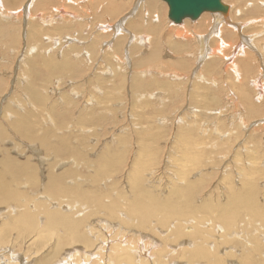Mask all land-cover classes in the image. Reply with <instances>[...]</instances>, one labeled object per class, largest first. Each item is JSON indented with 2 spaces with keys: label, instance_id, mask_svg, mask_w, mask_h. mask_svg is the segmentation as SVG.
Wrapping results in <instances>:
<instances>
[{
  "label": "rangeland",
  "instance_id": "obj_1",
  "mask_svg": "<svg viewBox=\"0 0 264 264\" xmlns=\"http://www.w3.org/2000/svg\"><path fill=\"white\" fill-rule=\"evenodd\" d=\"M0 1V158L9 156L12 169L24 173L19 200L41 194L67 204L63 211L89 239L65 246L57 264L68 262L75 247L82 256L91 252L86 264H104L115 234L125 248L109 252L121 256L118 264H128L125 252L146 264L193 263L200 247L224 252L222 264H264V28L248 13L253 0H223L229 14L206 12L203 26H196L201 14L172 23L164 0ZM222 25L240 32L233 31L237 39L226 54H211L217 36L228 32ZM175 44L184 45L180 53ZM23 117L29 133L19 128ZM52 189L66 197L59 202ZM248 194L257 208L244 206ZM143 201L174 202L183 214L163 223L165 213L158 212L142 223L130 210ZM5 206L1 214L8 216ZM220 210L234 211V223L225 225ZM13 233L5 244L7 233H0V264L54 259V236L43 231L36 244ZM103 238L110 239L102 248L86 246ZM9 250L17 255L10 263Z\"/></svg>",
  "mask_w": 264,
  "mask_h": 264
},
{
  "label": "bare ground",
  "instance_id": "obj_2",
  "mask_svg": "<svg viewBox=\"0 0 264 264\" xmlns=\"http://www.w3.org/2000/svg\"><path fill=\"white\" fill-rule=\"evenodd\" d=\"M100 1H102V3H104V1L103 0H100ZM130 1V0H129ZM262 1V0H261ZM1 2V1H0ZM148 2V1H147ZM224 2V1H223ZM28 3V2H27ZM92 3V2H91ZM225 3V2H224ZM1 4V3H0ZM6 4V3H5ZM126 4V3H125ZM145 4V3H144ZM167 4V3H166ZM250 4H251V2H250ZM253 6H252V8L248 11V13L249 14H251V15H253V17L255 18V17H258V18H255L256 20H255V22L257 21L261 26H262V28H264V0H263V2H260V5L258 4V1L257 0H253ZM257 4V5H256ZM55 5V4H54ZM256 5V7H254ZM0 6H4V5H0ZM18 6H20V4L18 5ZM17 6V7H18ZM38 6V5H37ZM68 6V5H67ZM69 6H70V2H69ZM122 6H123V3H122V5L121 4H114L113 6H112V8H113V10H118V9H120V8H122ZM168 6V5H167ZM259 6V7H258ZM168 8V7H167ZM112 10V11H113ZM167 10V9H166ZM244 10H245V8H244ZM111 11V10H110ZM111 11V12H112ZM146 11V10H145ZM157 11V10H156ZM158 12V11H157ZM206 12H209V11H203L202 13H201V16L198 18V20H197V25L196 26H203V24H209V23H207V21H208V18L206 19V16H203L202 17V15L205 13L206 14ZM229 6H228V9H227V11L225 12V13H223V12H218V11H216V12H211V13H221L222 15H227V14H229ZM239 12V11H238ZM244 12V11H243ZM113 13V12H112ZM153 13H155V12H153ZM160 13V12H159ZM168 13V12H167ZM216 14H213L214 16H216ZM157 15V14H156ZM157 17V16H156ZM252 17V18H253ZM214 18V17H213ZM215 18H217V19H219V17H215ZM188 19V18H187ZM185 20V19H184ZM207 20V21H206ZM209 21H210V19H209ZM208 21V22H209ZM217 21V20H216ZM223 21H225L226 22V24H227V22L229 23V21L227 20V18H225ZM171 22L172 23H176V22H174V21H172L171 20ZM123 23V22H122ZM228 25V24H227ZM227 25L226 26H223L222 25V27H220V29L221 28H223L222 30L224 31V30H228V32L227 33H223L222 35H219V36H217V42H218V44L216 45V47L215 48H213V51L211 52V54L212 53H217V55H219L221 52H222V54H226L225 53V51H224V49L225 48H231L232 46H233V42L235 43V41H236V39H237V37L236 36H234V32L233 31H235V30H238L239 31V29H236L237 28V26H236V28L233 26L232 28H230L229 26L227 27ZM156 26H157V24H156ZM194 26V25H193ZM157 27H160V25H158ZM137 28H139L140 29V26L139 27H137ZM205 28V27H204ZM157 29V28H156ZM189 29V28H188ZM243 29V28H242ZM172 30H173V28H172ZM192 30V29H191ZM188 31V30H187ZM222 31V32H223ZM237 31V36L238 37H240V34L241 33H239ZM173 32V31H172ZM225 32V31H224ZM157 33V32H156ZM239 33V34H238ZM225 34H228L229 35V37H227V35H225ZM236 34V33H235ZM40 35V34H39ZM189 35V34H188ZM198 35V34H197ZM242 35V34H241ZM186 37H187V35H185ZM264 36V35H263ZM248 37V36H247ZM35 38V37H34ZM143 38V37H142ZM228 39V41L229 42H227L225 39ZM242 38V37H241ZM245 38V37H244ZM243 38V41L245 40ZM264 39V38H263ZM143 40V39H142ZM214 40V39H213ZM212 40V41H213ZM235 40V41H234ZM242 40V39H241ZM158 41V40H157ZM202 42V41H201ZM147 43V42H146ZM158 43V42H157ZM215 43V42H214ZM243 43V45H244V43H245V41L244 42H242ZM95 44V43H94ZM97 45V44H96ZM120 45V44H119ZM236 45V44H235ZM42 46V45H41ZM183 46V47H182ZM248 46V45H247ZM250 46H251V44H250ZM254 46V45H253ZM236 47V46H235ZM235 47H234V49H235ZM243 47V46H242ZM32 48V47H31ZM182 48H184V45H179V44H175L174 45V50H175V52H179L180 53V49H182ZM233 48V47H232ZM119 49V48H118ZM212 49V48H211ZM173 50V51H174ZM227 50V49H226ZM230 50V49H229ZM232 50V49H231ZM231 50H230V52H229V54L231 55ZM26 51V50H25ZM183 51V50H182ZM211 51V50H210ZM233 52H234V50H232ZM242 51H244V50H242ZM246 51V50H245ZM248 51V50H247ZM158 52H159V48H158V46L157 47H155L154 49H153V52L151 53V57L150 58H155L156 56H157V54H158ZM182 53V52H181ZM236 53V52H235ZM137 54V53H136ZM214 55V54H213ZM216 55V54H215ZM228 55V54H227ZM160 56V55H159ZM37 57V56H36ZM231 57V56H230ZM44 58V57H43ZM234 59V58H233ZM208 60V59H207ZM214 60V59H213ZM48 61H51V60H48ZM181 61H183V60H181ZM31 62H32V60H31ZM44 62V61H43ZM45 62H47V61H45ZM52 62V61H51ZM68 62V61H67ZM75 62V61H74ZM180 62V61H179ZM184 62V61H183ZM73 63V62H72ZM176 63H177V61H176ZM212 63V62H211ZM54 64V63H53ZM52 64V65H53ZM210 64V63H209ZM213 64V63H212ZM212 64H210L211 66H212ZM31 65V64H30ZM34 65V64H33ZM51 65V64H50ZM50 66V67H52V68H54V70H57V69H59V68H61V66L58 64H54L55 66ZM35 66H37V65H35ZM44 67H45V69H46V66H47V64L46 65H43ZM182 66H184V65H182ZM228 66H229V63H228ZM48 67V66H47ZM50 67H49V69H50ZM230 67V66H229ZM246 67V66H245ZM73 68V67H72ZM231 68H232V70H233V72L237 75V71H238V68H237V66H236V64L234 63H232L231 64ZM245 69V68H244ZM248 69H249V67H248ZM263 70V69H262ZM11 71V70H10ZM45 71V70H44ZM246 71H248V70H246ZM258 71H261V69L260 70H258ZM264 71V70H263ZM28 72V71H27ZM47 72V71H46ZM256 72V71H255ZM34 73V72H33ZM245 73V72H244ZM261 73L262 72H260L259 73V78H257L256 77V80H262L261 79V77L263 76V74L261 75ZM49 74V73H48ZM246 74V73H245ZM37 75V74H36ZM256 76V75H255ZM37 77V76H36ZM53 77V76H52ZM35 78V77H34ZM234 78V77H233ZM250 78V77H249ZM238 79V78H237ZM248 79V78H247ZM263 79H264V77H263ZM90 80V79H89ZM255 81V80H254ZM136 82V81H135ZM256 83V82H255ZM257 84V83H256ZM259 84V83H258ZM32 86V85H31ZM30 86V87H31ZM33 88H35V87H33ZM261 89V88H260ZM263 89V88H262ZM31 92V91H30ZM33 92V91H32ZM38 92V91H37ZM254 92V91H253ZM36 93V92H35ZM1 94V93H0ZM30 94V93H29ZM40 94V93H39ZM31 95V94H30ZM152 95V94H151ZM260 96V95H259ZM33 97H34V95H33ZM42 97V96H41ZM36 98H37V96H36ZM248 98V97H247ZM246 97H245V99L246 100H248ZM32 99V98H31ZM39 100V99H38ZM212 100V99H211ZM40 101V100H39ZM38 101V102H39ZM244 101V100H243ZM209 102V101H208ZM25 103V102H24ZM27 107V106H26ZM111 107V106H110ZM18 111V110H17ZM33 112V111H32ZM31 113V112H30ZM36 113V112H35ZM34 114V113H33ZM18 115V114H17ZM37 115V114H36ZM57 115V114H56ZM31 116V115H30ZM26 117V116H25ZM29 117V116H28ZM52 117V116H51ZM51 117H49V118H51ZM30 118V117H29ZM83 119V118H82ZM18 120H20V119H18ZM53 119H51V121H52ZM32 120H30V122H31ZM17 122H19V124H20V126H19V124H18V126H19V128H21V132L22 133H29L30 132V130H29V126H30V124H29V119H28V121L27 120H25V118L23 117L20 121H17ZM82 123V122H81ZM84 124V123H83ZM14 126V125H13ZM15 126H17V124L15 125ZM14 126V127H15ZM17 126V127H18ZM31 126H32V124H31ZM36 126V125H35ZM34 128V127H33ZM31 129V128H30ZM189 129V128H188ZM19 129H17V131H18ZM35 130V129H34ZM45 130V129H44ZM25 131V132H24ZM33 133V132H32ZM50 134V133H49ZM57 134V133H56ZM46 136H48L47 134H46ZM45 136V137H46ZM34 137H35V135H34ZM122 137V136H121ZM37 138V137H36ZM43 138V140H44V136L42 137ZM34 140V139H33ZM30 141V140H29ZM42 141V140H41ZM47 141V140H46ZM44 142V141H43ZM185 142H187V141H185ZM188 144V143H187ZM62 145H64V144H62ZM65 146V145H64ZM60 147H62V146H60ZM181 147V146H180ZM59 149V148H58ZM64 149V148H63ZM57 150V149H56ZM60 150V149H59ZM58 150V151H59ZM65 150V149H64ZM67 150V149H66ZM57 151V152H58ZM61 152V151H60ZM187 153V152H186ZM185 153V154H186ZM109 159V158H108ZM190 159H191V157H190ZM193 159V158H192ZM10 163L12 164V163H14V161L9 157V156H2L1 158H0V165L2 164V165H4L5 167H6V170H8V168H10L11 167V170H10V172H6V171H4V170H2V169H0V205L1 204H5L6 206H5V208H4V210H6V213L8 214V216H6V215H4V214H1V210H0V219L2 220V219H4V218H6V217H8V218H10L11 220H12V224L11 225H8V226H6L5 224V222H1V225H0V233L1 232H6L7 233V235L4 237L5 238V241L4 240H2V238H0V244H2L1 242H3L4 244L6 243V240L8 241L10 238L9 237H11V235H12V233H13V231L15 232V230L17 229V230H19V232L20 233H22V235H23V242L25 243V242H31L32 241V243H34L35 241L37 242V239L39 240V243L40 242H42V240H40L42 237H38L39 235H41V233L43 232V231H46V233L44 234V237L45 236H54L55 237V239H53L54 240V244L52 243V250H53V257H54V259H51V258H49V259H47V260H45L42 264H54V262H55V264H57V258L59 257V255H60V253L62 252V250L64 249V247L65 246H72V244L73 243H78V242H84V240H89V239H87L88 237H85L83 234H82V232L78 229V228H80V225H79V222L77 221V220H75V219H72L71 217V215H72V212H64L63 210H64V208H65V206L67 205H64L63 207H62V205L60 206V204H64V203H58V200H57V202H53L52 200H51V198L49 199V200H51L49 203L48 202H46L44 199H42L41 197H44V196H42L41 194H40V199L38 198V197H36L37 198V200L36 199H34V198H32L33 196H31V198L33 199V201L31 202V200H29V198H27V196H24V199H22V200H24V201H21V200H19V198H20V196H21V198H23L22 196H23V190H21L20 191V188H19V185H23V176H24V173L23 172H21L20 170V168L18 167V165H17V167H14L13 169H12V166H10ZM142 163V162H141ZM16 164V163H15ZM14 164V165H15ZM21 164V163H20ZM1 165V166H2ZM149 167V166H148ZM137 168V167H136ZM140 168H143V166H141ZM14 169H15V171H14ZM132 171V170H131ZM31 173H33V172H31ZM50 174V173H49ZM48 174V175H49ZM54 175H55V173H54ZM29 176V175H28ZM50 176V175H49ZM56 176V175H55ZM55 176H50L51 178H56ZM135 177V176H134ZM24 178H25V176H24ZM138 178V177H137ZM200 178V177H199ZM135 179V178H134ZM25 182V181H24ZM64 182V181H63ZM252 182V181H251ZM56 182H53V184H55ZM134 183H135V180H134ZM134 183H133V185H134ZM29 184V183H28ZM52 184V185H53ZM61 184H62V182H61ZM248 184V183H247ZM45 187V186H44ZM50 187V186H49ZM198 187V186H197ZM16 188L17 189H19L18 191L16 190ZM189 188V187H188ZM187 188V189H188ZM46 189V188H45ZM50 190V189H49ZM179 190V189H178ZM23 191V192H22ZM33 191V190H32ZM48 191V190H47ZM46 191V192H47ZM52 191H53V193H51L54 197H56L57 199H59V202L60 201H62L61 199H63L64 197H66V195H62V194H59V192L57 191V190H55V189H52ZM67 192V191H66ZM82 192V191H81ZM68 193V192H67ZM22 194V195H21ZM69 194V193H68ZM246 194V193H245ZM244 194V195H245ZM74 195V194H73ZM62 196H64V197H62ZM82 196V195H81ZM154 196V195H153ZM187 196V195H186ZM242 196H243V194H242ZM235 197V196H234ZM245 197V196H244ZM74 198V197H73ZM236 198V197H235ZM47 199V198H46ZM85 199H86V197H85ZM88 199V198H87ZM184 199H186V198H184ZM245 199H247V200H245ZM245 199H244V201H243V203H244V206H246V207H248V208H252V206L251 205H254L255 206V208H257V206H256V202H254V196L252 195V194H248L246 197H245ZM34 200H36V202H34ZM48 200V199H47ZM147 200V199H146ZM232 200V199H231ZM241 200V199H240ZM130 201V200H129ZM236 201V200H235ZM234 201V202H235ZM132 202V201H131ZM138 202H140V201H138ZM233 202V203H234ZM159 203H161V202H159ZM172 203H174V202H167V203H164V204H162L161 206H157V204H155V203H151V202H147V201H143V203L141 204V205H133V207H132V209L130 210V213H134V214H137V215H139L140 216V219H142V223H144V221L146 220V219H148V218H150V217H152L153 216V214L154 215H156L158 212H164L165 214V217H164V219L163 220H161L162 222L163 221H166L168 218H170L172 215H181V214H183L182 212H179L180 210H179V207H178V210H174V209H172V208H174V207H172ZM228 203V202H227ZM178 204V203H177ZM185 204V203H184ZM231 204V203H230ZM238 204V203H237ZM69 205V204H68ZM75 203L73 204V206H72V208H74L75 207ZM102 205V204H101ZM104 205V204H103ZM110 205H112V204H110ZM160 205V204H159ZM232 205V204H231ZM250 205V206H249ZM258 205V204H257ZM174 206V205H173ZM177 206V205H176ZM243 206V207H244ZM67 207V206H66ZM83 207V206H82ZM104 207V206H103ZM70 208V207H69ZM113 209V208H112ZM227 209V208H226ZM252 209H254V208H252ZM111 210V209H110ZM259 210H260V207H259ZM72 211V210H71ZM191 211V210H190ZM199 211V210H198ZM254 211H256V210H254ZM153 212H156V213H153ZM185 212V211H184ZM188 212V211H187ZM220 212H222L221 210H220ZM219 212V213H220ZM234 212V211H233ZM233 212H230V211H226V212H222V215H220V217H219V219L220 220H223V222H224V224L225 225H230L231 223H234V222H232L233 220H231V218H233V217H235L234 215H235V213H234V215L232 214ZM263 213L264 211H260V213ZM35 213H38V215L40 214L41 215V221L38 219V215H37V219H35V217H34V215H35ZM129 213V212H128ZM199 213V212H198ZM252 213V212H251ZM261 213V215H263ZM82 214V213H81ZM84 214V213H83ZM192 214V213H191ZM253 214V213H252ZM259 214V212L258 213H255L254 215H258ZM43 215V216H42ZM74 215H75V213H74ZM253 215V216H254ZM71 216V217H70ZM76 216V215H75ZM162 216V215H161ZM123 218H124V216H122ZM174 217H176V216H172L171 218H174ZM180 217L181 216H179V218L178 219H180ZM202 217V216H201ZM260 217V216H259ZM263 217H264V215H263ZM40 218V217H39ZM137 218H139V217H137ZM159 218V217H158ZM205 219V218H204ZM10 220V221H11ZM79 220V219H78ZM231 220V221H230ZM10 221H8V222H10ZM139 221V220H138ZM100 222H102V221H100ZM131 222V221H130ZM107 223V222H106ZM164 223V222H163ZM89 224V223H88ZM91 224V223H90ZM102 224H105V223H102ZM135 224V223H134ZM223 224V225H224ZM224 225V226H225ZM249 225V224H248ZM105 226V225H104ZM112 226V225H111ZM107 227V226H106ZM109 227V226H108ZM146 227V226H145ZM231 227H232V225H231ZM7 228V230H5ZM14 228H16L15 230H13ZM112 228V227H111ZM113 228H114V226H113ZM234 228V227H233ZM108 229V228H107ZM86 230H87V228H86ZM91 231V230H90ZM62 232L63 233H66L67 235H62ZM114 232V231H113ZM117 232H118V234L120 233V228H119V231L117 230ZM116 232V233H117ZM16 233H17V235H16V237H18V234H20V233H18L17 231H16ZM15 233V234H16ZM100 233V232H99ZM110 233V232H109ZM108 233V234H109ZM131 233V232H130ZM14 234V233H13ZM15 234H14V239H15ZM105 234V233H104ZM113 234V233H112ZM111 234V235H112ZM125 233H123V235H124ZM100 236L102 235V234H99ZM43 236V235H42ZM110 236V235H109ZM13 237V236H12ZM19 237L21 238V240H22V237H21V235H19ZM18 237V238H19ZM91 237V236H90ZM104 237V236H103ZM113 239H115V240H117V241H114L113 243L111 242V245L109 246V252L110 253H113L114 252V249L115 248H117V247H123L124 246V239H122L121 240V238L119 237L118 238V236H117V234H115V235H113V236H111ZM110 237V238H111ZM110 238H103L104 240H102V241H99V242H101V243H99V242H96V240H97V238H96V240H92V241H89V243L88 244H86V246H90V247H95L97 244H101V245H99L100 246V248H102V245H104L105 246V242H107L108 243V240L110 239ZM13 239V240H14ZM17 239V238H16ZM50 240V239H49ZM129 240H130V238H129ZM15 241V243L17 244V240H14ZM20 241V240H19ZM45 241V240H44ZM48 241V240H47ZM144 241V240H143ZM214 241V240H213ZM10 242V241H9ZM12 242V241H11ZM35 242V243H36ZM51 242V241H50ZM13 243V242H12ZM14 243V244H15ZM19 243V242H18ZM20 243H22V241H20ZM18 244V246L19 245H21V244ZM44 243V242H43ZM94 243H96V244H94ZM31 244V243H30ZM37 244V243H36ZM74 245V244H73ZM129 245V244H128ZM132 245V244H131ZM191 245V244H190ZM14 246V245H13ZM191 246H194V245H191ZM3 247H5V245H3L1 248H3ZM20 247V246H19ZM41 247V246H40ZM128 247H130V245L128 246ZM150 247V246H149ZM189 247V246H188ZM76 248V247H75ZM75 248H73V250L72 251H75L76 253L74 254V252H72L74 255H70V256H68V254H67V259L66 260H69L68 262H65V263H68V264H86V260H87V258H88V256L91 254V252H87V253H84V251H83V253H84V255L82 256L81 254H80V252H79V250L77 249H75ZM99 248V247H98ZM196 248H199V247H196ZM5 249V248H4ZM27 248H25V250H26ZM72 249V248H71ZM123 249H125V248H122V251H123ZM171 249V248H170ZM192 250H193V248H191ZM200 249H202V252H201V254L199 253V260L198 261H195V262H193V263H191V262H187V264H200L199 262H200V259L202 258L204 261L205 260H207V264H222V262H221V259H222V256H223V254H224V252L222 253V254H219L217 251H209V250H206V249H204L203 247L201 248L200 247ZM97 250V249H96ZM98 250H101V249H98ZM6 251V250H5ZM82 251V250H81ZM91 251V250H90ZM104 251V250H103ZM116 251V250H115ZM8 252V251H7ZM25 252H27V250L25 251ZM95 252V251H94ZM107 253H109L108 251H106ZM106 253V255H104V257H106L103 261H104V264H118V263H120V260H119V258L121 259V256H119V258H118V253L116 254V255H113V254H107ZM176 253V252H175ZM182 253V254H181ZM225 253L227 254V252L225 251ZM71 254V253H70ZM215 254V255H214ZM230 254V253H229ZM9 257H7L8 258V260H6V262H11V261H15L16 260V258H17V255H15V254H13L12 253V251H10L9 250ZM123 257H126L127 259H129V261H128V264H146V262H144L142 259H140V258H138V256H137V258L135 257V258H132V254L130 253V252H125V253H122L121 254ZM128 255H129V258H128ZM180 255H182V256H184V250L183 251H181L180 252ZM179 255V256H180ZM52 256V255H51ZM94 256H96L95 254H94ZM98 256H99V253H98ZM102 256H103V254H102ZM178 256V255H177ZM30 257V256H29ZM61 257V256H60ZM181 257V256H180ZM224 257V256H223ZM46 258V257H45ZM85 258V259H84ZM132 258V259H131ZM225 258V257H224ZM60 259V258H59ZM103 259V258H102ZM62 259H60V261H61ZM165 260V259H164ZM53 261V262H52ZM60 261H59V263H60ZM90 261V260H89ZM91 261H93V260H91ZM126 261V260H125ZM202 261V260H201ZM212 261V262H211ZM52 262V263H51ZM4 263V262H3ZM16 263V262H15ZM58 263V264H59ZM65 263H62V264H65ZM101 263V262H100ZM169 262L168 261H164V262H162V264H168ZM5 264V263H4ZM35 264H37V260H36V263ZM61 264V263H60ZM90 264H92V262H90ZM154 264H155V262H154ZM171 264V263H170ZM202 264H205V263H202Z\"/></svg>",
  "mask_w": 264,
  "mask_h": 264
},
{
  "label": "water",
  "instance_id": "obj_3",
  "mask_svg": "<svg viewBox=\"0 0 264 264\" xmlns=\"http://www.w3.org/2000/svg\"><path fill=\"white\" fill-rule=\"evenodd\" d=\"M168 5L167 16L180 23L184 18L196 19L203 11L223 12L228 5L223 0H164Z\"/></svg>",
  "mask_w": 264,
  "mask_h": 264
}]
</instances>
